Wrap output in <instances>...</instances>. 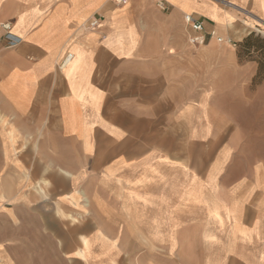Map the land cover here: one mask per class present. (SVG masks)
<instances>
[{"label": "crops", "instance_id": "obj_1", "mask_svg": "<svg viewBox=\"0 0 264 264\" xmlns=\"http://www.w3.org/2000/svg\"><path fill=\"white\" fill-rule=\"evenodd\" d=\"M186 14L230 40L221 28L242 17L243 40L264 25V0H0V157L22 158L29 172L35 158L39 205L52 206L38 219L145 222L156 237L174 234L176 206L209 203L174 178L191 172L192 124L207 99V58L190 44ZM93 18L99 27H89ZM213 42L232 46L213 39L206 47ZM215 198L216 217L230 220L231 260L264 264V176L232 185L229 208ZM78 234L81 246L62 245L70 264H101L96 243L112 255L114 245L101 233L94 240L89 224ZM1 262L15 264L9 255Z\"/></svg>", "mask_w": 264, "mask_h": 264}, {"label": "rangeland", "instance_id": "obj_2", "mask_svg": "<svg viewBox=\"0 0 264 264\" xmlns=\"http://www.w3.org/2000/svg\"><path fill=\"white\" fill-rule=\"evenodd\" d=\"M241 18L220 30L236 47L213 42L199 48L207 58V99L199 123L192 124L190 156L185 162L191 172L174 174L176 183L190 181L209 203L191 204L190 210L176 206L174 234L156 237L145 222L140 229L130 221L40 220L47 216L45 208L52 206L39 205L35 158L29 172L22 158L0 157V264L5 255L15 264H70L71 253L61 251L62 245L81 246L78 229L85 224L96 235L94 240L101 233L115 247L112 255H102L99 243L94 244L92 255L101 258V264H242L232 261L225 251L231 240L230 220L224 213L216 217L218 210L213 206L216 192L221 206L229 208L232 185L264 176V25L249 27L250 33L240 40ZM1 146L5 149L6 141H0ZM181 191L176 187L175 195ZM82 204L90 208L89 201L83 199ZM237 246L240 256L253 257L245 246Z\"/></svg>", "mask_w": 264, "mask_h": 264}, {"label": "built area", "instance_id": "obj_3", "mask_svg": "<svg viewBox=\"0 0 264 264\" xmlns=\"http://www.w3.org/2000/svg\"><path fill=\"white\" fill-rule=\"evenodd\" d=\"M116 3L120 6H125L129 3V0H115ZM158 6L161 10L167 11L168 6L165 1H161L158 3ZM102 23V18H93L89 23L90 28L99 27ZM185 23L188 28L191 30L192 34L190 35L189 41L190 44L195 48H201L209 44V42L213 39L218 40L220 43L230 44L234 47L237 46V43L233 42L230 39H224L219 36V32L214 28L208 31L205 27V23L203 20L196 18L192 14L185 15ZM5 29L9 30L10 25H5ZM5 39L8 42L9 48L16 47L20 43V39L16 38L12 34H7ZM72 56H68L67 61H70Z\"/></svg>", "mask_w": 264, "mask_h": 264}]
</instances>
